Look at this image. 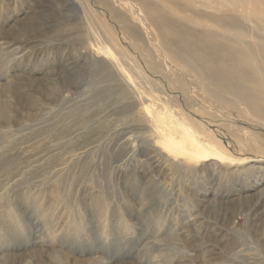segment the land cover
Listing matches in <instances>:
<instances>
[{
    "label": "rangeland",
    "instance_id": "1",
    "mask_svg": "<svg viewBox=\"0 0 264 264\" xmlns=\"http://www.w3.org/2000/svg\"><path fill=\"white\" fill-rule=\"evenodd\" d=\"M253 4L0 0V86L12 88L0 92V264H264V121L212 98L160 41L179 40L175 28L196 34L184 16L216 34L226 18L264 49V9ZM16 17L21 26L5 33ZM97 34L168 95H181L184 78L199 135L227 162L159 159L132 130L139 121L114 71L86 55ZM123 142L134 150L121 165Z\"/></svg>",
    "mask_w": 264,
    "mask_h": 264
},
{
    "label": "bare ground",
    "instance_id": "2",
    "mask_svg": "<svg viewBox=\"0 0 264 264\" xmlns=\"http://www.w3.org/2000/svg\"><path fill=\"white\" fill-rule=\"evenodd\" d=\"M253 7L254 13L264 9V0H254ZM170 10L173 13L176 11L179 13L177 9L171 8ZM177 12L176 14H178ZM182 14L185 13L182 12ZM27 18L25 17L24 19ZM183 19L197 27L195 28L197 29L195 31L196 34L191 36L183 34L186 31L184 28L171 29L169 32L176 35L179 39L176 42H172L167 33L161 32L160 41L166 52H168L169 57L187 68L192 74L191 77L194 75L198 79L197 81L204 83L203 86L208 87L210 95L216 101L227 107H232L236 104L242 105L249 114L264 121V49L254 52L252 49L255 47V43L252 44L245 41L242 38V34L238 33L239 28H233L235 24L232 23L228 29L224 27L226 22L229 21L226 18L224 20L222 18L219 19L221 23L218 27L220 29L223 27V30L218 34L212 30L204 32L207 25L199 19L189 16H184ZM21 20L23 19L16 17L15 21L5 30V33L21 26ZM110 42L112 43V41ZM108 43L102 36L97 34L94 41L89 43L90 51L86 55L95 61L98 60L106 63L110 70L114 71V74L111 73L115 75L116 80L124 87L121 89L120 98L124 101L125 111L132 116H136V119L139 121L132 130H135L136 134H141V136L139 135L140 137L148 134L146 139L152 140L153 144H151L159 159L165 160L167 156L169 159L190 161L201 165H209L207 162L213 161L215 165L229 158L225 156V153L219 146L208 141V139L204 138L205 136L199 135L201 134L199 131L201 128L193 123L194 121L190 114L192 110L194 112H201L200 107L194 103L188 95V90L184 88L186 81L184 78V81L181 78L176 80L178 88L182 90L180 92L181 95H168L167 92L169 90H166V88L158 89L156 84L150 83L146 78L140 76L141 73L137 70L136 66H133L134 63L129 64V62H126V55L114 50L115 48H110L109 45L111 44ZM8 49L11 52V49ZM16 49L18 48L16 47ZM147 65L150 74H154L153 66L151 64ZM181 72L183 73V71ZM183 74L188 75V72L185 70ZM138 77L141 79V82L139 80L136 83L135 80ZM9 84H1L0 92L7 91L9 93L8 90L11 89L10 93H12V88ZM125 89H127V92ZM180 96L181 99H179ZM8 102L10 101H7V104ZM135 109L136 113H134ZM120 137L122 138L123 136ZM123 145L126 149L125 153L122 155V158L117 160L121 162V165L126 163L127 159L125 157H127L128 152L131 151L133 153L134 150V148L131 150L128 148L127 142H123ZM83 148H77L72 151V154L76 155L78 151H81V154L84 153L83 150L85 148ZM141 156L144 157L146 154H142ZM147 164L151 166L150 159Z\"/></svg>",
    "mask_w": 264,
    "mask_h": 264
}]
</instances>
